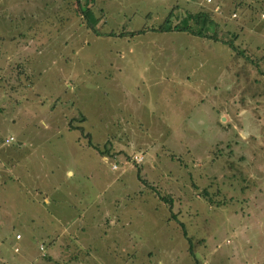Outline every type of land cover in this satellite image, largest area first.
<instances>
[{
	"label": "rangeland",
	"instance_id": "obj_1",
	"mask_svg": "<svg viewBox=\"0 0 264 264\" xmlns=\"http://www.w3.org/2000/svg\"><path fill=\"white\" fill-rule=\"evenodd\" d=\"M0 264H264V0H0Z\"/></svg>",
	"mask_w": 264,
	"mask_h": 264
},
{
	"label": "trees",
	"instance_id": "obj_2",
	"mask_svg": "<svg viewBox=\"0 0 264 264\" xmlns=\"http://www.w3.org/2000/svg\"><path fill=\"white\" fill-rule=\"evenodd\" d=\"M169 17H170V12H168L167 14H166V16L163 18V24H165V27L167 28V29H169V28H171V26H170V24H169ZM185 19L186 20H184V23L183 24H181V26L180 27H178L177 26V24H174L173 25V28H180V29H185V30H188V31H191V32H193V33H195V31L196 32H199V33H202V35L203 34H205V35H208V36H214L215 37V35H214V33H207V31H208V28L206 27L208 24L210 25V24H213L212 23V20L210 19V17L208 16V13H206V12H203V11H196V12H193V13H187V15H185ZM187 21H194V22H199L198 23V25H199V28L197 29V30H193V29H191V27H190V25L187 23ZM160 26V28L162 27L161 25H159ZM206 27V29H203V28H205ZM139 30H142V28H140ZM204 30H206V31H204ZM202 31H204V32H202ZM224 42H227V43H229V40H226V39H222ZM230 44V43H229ZM180 224H181V222H180ZM182 226V225H181ZM183 234H184V236L186 237V234H185V231L183 230Z\"/></svg>",
	"mask_w": 264,
	"mask_h": 264
},
{
	"label": "built area",
	"instance_id": "obj_3",
	"mask_svg": "<svg viewBox=\"0 0 264 264\" xmlns=\"http://www.w3.org/2000/svg\"><path fill=\"white\" fill-rule=\"evenodd\" d=\"M207 1H209V0H207ZM12 139H13V136H10V135H9L8 137H5V138H4V141H5V142H9V140H12ZM133 158L135 159V161H140L142 157H141V155H136V154H134V155H133ZM113 167H115V164H113ZM19 236H20L19 233H15V234H14V238H19ZM39 249H42V246H41V245H39ZM13 250H14V251H17V250H18L17 246H14V247H13Z\"/></svg>",
	"mask_w": 264,
	"mask_h": 264
},
{
	"label": "crops",
	"instance_id": "obj_4",
	"mask_svg": "<svg viewBox=\"0 0 264 264\" xmlns=\"http://www.w3.org/2000/svg\"><path fill=\"white\" fill-rule=\"evenodd\" d=\"M67 170V169H66ZM68 172H70V171H68ZM20 237V236H19ZM15 239H18V238H15ZM38 249H39V247H38ZM39 250H42L43 251V248L42 249H39ZM41 254H43V252H41Z\"/></svg>",
	"mask_w": 264,
	"mask_h": 264
}]
</instances>
